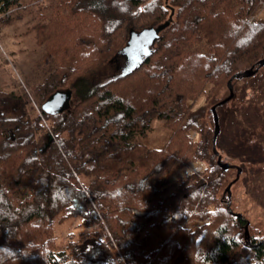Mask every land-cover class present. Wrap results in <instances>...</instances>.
<instances>
[{
	"label": "trees",
	"instance_id": "trees-1",
	"mask_svg": "<svg viewBox=\"0 0 264 264\" xmlns=\"http://www.w3.org/2000/svg\"><path fill=\"white\" fill-rule=\"evenodd\" d=\"M23 1L0 0L3 20ZM29 2L52 17L36 27L42 79L30 95L0 90V264H264V233L249 224L247 243L228 212L212 149L223 99L207 96L264 58V21L248 20L264 0ZM139 32L154 41L137 65L88 78ZM59 91L66 107L47 112ZM155 121L160 148L143 143Z\"/></svg>",
	"mask_w": 264,
	"mask_h": 264
},
{
	"label": "rangeland",
	"instance_id": "rangeland-1",
	"mask_svg": "<svg viewBox=\"0 0 264 264\" xmlns=\"http://www.w3.org/2000/svg\"><path fill=\"white\" fill-rule=\"evenodd\" d=\"M46 3L49 4L50 1ZM51 17L50 11L29 0H24L21 8L12 13L9 20H3L0 16L1 91L30 95V85L42 79V64L46 56L43 47L38 46L36 27L41 23L40 18L49 20ZM252 17L264 21V6L261 5L258 14ZM141 34H132L122 53L114 57L105 68L89 74L88 78L96 77V82L102 83L137 65L152 49L154 41L152 34L149 35L150 38L147 34L140 36ZM207 88V96L214 100L224 99L229 94L225 85ZM233 92L234 97L216 109L220 131L215 148L222 163L235 167L224 171V187L231 184L230 200L234 213L242 214L251 228L264 233V66L254 76L236 79ZM204 100L205 97H201L195 104L189 100L188 105L194 104L197 107L205 103ZM31 102L35 103L34 98H31ZM168 137L169 131L160 121H155L152 131L143 139V143L149 147L160 148L167 142ZM188 137L194 141L196 133L190 131ZM192 166H200L202 170L199 164L194 163ZM236 168L241 169L238 178ZM174 180L175 178L172 179ZM212 210L208 209L210 212ZM205 222H208V218L205 221L195 220L191 224L197 227ZM72 223L67 222L58 229V240L64 236L61 233L71 229Z\"/></svg>",
	"mask_w": 264,
	"mask_h": 264
},
{
	"label": "water",
	"instance_id": "water-1",
	"mask_svg": "<svg viewBox=\"0 0 264 264\" xmlns=\"http://www.w3.org/2000/svg\"><path fill=\"white\" fill-rule=\"evenodd\" d=\"M264 66V58L261 59L258 63H257V68L255 69H248V70H245L244 72L242 73H239V74H235L228 82H227V89H228V96L226 98H224L223 100L219 101L216 105L212 106L211 107V113H212V117H213V124H214V131H213V136H212V149H213V153L217 156V164L218 166L223 170V171H227L231 168H235L234 166H231L229 164H224L221 162V157L218 155V152L215 148V141H216V138L219 134V131H220V128H219V120H218V115H217V112H216V108L220 105H223L225 103H227L228 101H230L233 97H234V92H233V86H232V80L233 79H238V78H248V77H251V76H254L259 68L263 67ZM57 94L54 93L50 96V102L51 103H58V99H54L53 97ZM68 95V100L70 98V92L67 94ZM61 111V110H60ZM48 140L49 142L52 140V136L49 135L48 137ZM237 170V178L239 176V174L241 173V169L240 168H236ZM230 187H231V184H229L227 187H226V194H227V201H226V205H227V209H228V212L229 214H232L234 217L240 219V220H244L242 214H238V213H234L231 211L230 209V205H231V200H230V196H231V192H230ZM248 225L249 223L246 222V224L244 225V235H245V240L247 243H249V232H248Z\"/></svg>",
	"mask_w": 264,
	"mask_h": 264
},
{
	"label": "flooded vegetation",
	"instance_id": "flooded-vegetation-1",
	"mask_svg": "<svg viewBox=\"0 0 264 264\" xmlns=\"http://www.w3.org/2000/svg\"><path fill=\"white\" fill-rule=\"evenodd\" d=\"M122 53V52H121ZM121 53H118L117 55H120ZM54 99H58V103H51L50 99L47 100L46 104L44 105V108L47 112H60V110L64 109L67 105L68 101V95L64 94L62 92H57V94L53 97Z\"/></svg>",
	"mask_w": 264,
	"mask_h": 264
},
{
	"label": "built area",
	"instance_id": "built-area-1",
	"mask_svg": "<svg viewBox=\"0 0 264 264\" xmlns=\"http://www.w3.org/2000/svg\"><path fill=\"white\" fill-rule=\"evenodd\" d=\"M261 5L264 6V2H261ZM248 20H249V22H252V21L255 20V18L254 17H250ZM200 171H201V167L200 166L199 167L192 166V167H189L188 168V170L186 171V173H190V172H192V173H199Z\"/></svg>",
	"mask_w": 264,
	"mask_h": 264
},
{
	"label": "crops",
	"instance_id": "crops-1",
	"mask_svg": "<svg viewBox=\"0 0 264 264\" xmlns=\"http://www.w3.org/2000/svg\"><path fill=\"white\" fill-rule=\"evenodd\" d=\"M122 51H120L119 53H121ZM118 55H116L115 57H117Z\"/></svg>",
	"mask_w": 264,
	"mask_h": 264
}]
</instances>
